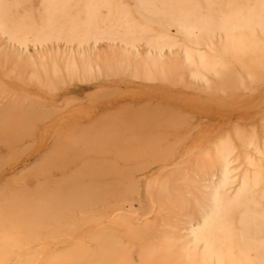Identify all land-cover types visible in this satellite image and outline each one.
<instances>
[{
    "label": "rangeland",
    "instance_id": "374dc122",
    "mask_svg": "<svg viewBox=\"0 0 264 264\" xmlns=\"http://www.w3.org/2000/svg\"><path fill=\"white\" fill-rule=\"evenodd\" d=\"M0 264H264V0H0Z\"/></svg>",
    "mask_w": 264,
    "mask_h": 264
},
{
    "label": "bare ground",
    "instance_id": "6f19581e",
    "mask_svg": "<svg viewBox=\"0 0 264 264\" xmlns=\"http://www.w3.org/2000/svg\"><path fill=\"white\" fill-rule=\"evenodd\" d=\"M98 135H99V134H98ZM99 138H100V136L97 137V139H99ZM95 143H96L97 145H98V144H101V142H100L99 140H97ZM95 143L92 144V146H95V147H96V144H95Z\"/></svg>",
    "mask_w": 264,
    "mask_h": 264
}]
</instances>
